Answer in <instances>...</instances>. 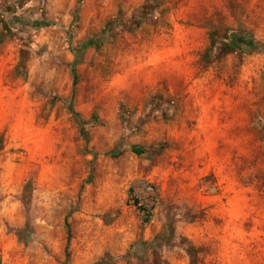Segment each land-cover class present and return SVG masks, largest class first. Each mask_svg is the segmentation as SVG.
I'll list each match as a JSON object with an SVG mask.
<instances>
[{"label": "rangeland", "instance_id": "obj_1", "mask_svg": "<svg viewBox=\"0 0 264 264\" xmlns=\"http://www.w3.org/2000/svg\"><path fill=\"white\" fill-rule=\"evenodd\" d=\"M0 264H264V0H0Z\"/></svg>", "mask_w": 264, "mask_h": 264}, {"label": "trees", "instance_id": "obj_2", "mask_svg": "<svg viewBox=\"0 0 264 264\" xmlns=\"http://www.w3.org/2000/svg\"><path fill=\"white\" fill-rule=\"evenodd\" d=\"M234 45V43H232ZM250 46L254 47L253 44H250ZM135 153L140 154L141 152L139 150H136ZM134 206H136L138 209H140L139 203L137 201H134ZM69 239V234L67 236V241Z\"/></svg>", "mask_w": 264, "mask_h": 264}]
</instances>
